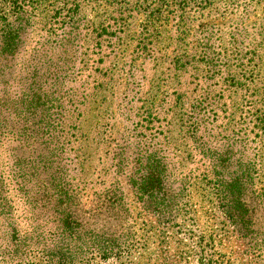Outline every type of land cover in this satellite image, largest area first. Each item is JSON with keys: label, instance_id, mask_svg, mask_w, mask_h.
Listing matches in <instances>:
<instances>
[{"label": "trees", "instance_id": "1", "mask_svg": "<svg viewBox=\"0 0 264 264\" xmlns=\"http://www.w3.org/2000/svg\"><path fill=\"white\" fill-rule=\"evenodd\" d=\"M259 7L264 0H0V150L15 146L13 172L35 179L39 212L31 238L4 247L0 237V264H220L204 255L221 244L208 238L213 213L258 264L264 18L245 21ZM122 122L132 135L116 132ZM99 148L113 171L110 189L96 193ZM171 159L181 188L201 180L213 209L192 225L199 235L169 242L164 229L194 213L172 189Z\"/></svg>", "mask_w": 264, "mask_h": 264}, {"label": "rangeland", "instance_id": "2", "mask_svg": "<svg viewBox=\"0 0 264 264\" xmlns=\"http://www.w3.org/2000/svg\"><path fill=\"white\" fill-rule=\"evenodd\" d=\"M264 9L258 8L256 13H249L248 18L245 21V25H249L252 23H256L264 18ZM239 17V16H238ZM235 17L233 22L237 21ZM82 19L85 24L88 23L92 19V13L88 10H84L82 13ZM228 18L225 19L223 23H227ZM121 129L120 134H124L126 137L132 135V130L129 129L126 123H118L117 130ZM131 145V142H130ZM132 147V146H131ZM15 148L14 145L8 147L6 145L4 148L0 150L2 156L0 157V169L5 172L3 184L0 186H4L3 190L0 193V213L6 212L3 207L8 206L9 208V220L6 221L4 216H0V237L1 245H6L4 241H11L12 239H17L19 241H23L24 239L31 238V234L34 233L36 228L38 227L39 212L36 209V192L35 190V179L30 177V175L24 174L23 178H16V173L14 170V161L12 160L11 155H13L12 150ZM6 150V151H4ZM92 150H95V146ZM72 159V158H71ZM167 174L171 176H176L177 184H174L172 189L179 190L183 189L181 192V200L184 202L190 201V206L192 208V217L189 219H181L177 222L174 227L165 228L166 232L165 238L167 241L171 240H182L187 239L189 235L197 234L199 235V231L196 230L192 225L198 224L200 218H203L210 209H213V206L209 203L208 200L205 199L203 201L200 198V189L201 186L199 183L201 180L193 177L192 179H187V185L185 188H181V176L179 169L176 165H174V161L167 162ZM69 165V164H68ZM112 163H105V167L100 165V148L98 152V158L93 161L90 165L91 172L93 174L92 182L93 184L90 186V189L93 192L100 193L103 189L109 188L112 181V171L111 167ZM69 173L73 175L74 171L71 166H69ZM102 173H107V179L101 178ZM185 174V173H184ZM179 175V177H178ZM183 187V186H182ZM126 187H124V190ZM199 190V191H198ZM178 192V191H177ZM87 204L91 205V199H88ZM190 207V208H191ZM43 220L42 218H40ZM211 221L213 224V231L209 230L208 238L213 235L221 244H218L219 249L216 251H206L204 255L207 260L212 259L215 262H219L220 264H256L255 260H252V255L248 251V248L243 244L242 241L237 239V235L235 233H226V235L220 231V227L217 223L221 222L220 215L215 213L211 216ZM172 245V244H171ZM166 246L164 247L165 250ZM195 249L200 251L199 246L197 245ZM6 250V249H5ZM264 254V253H263ZM169 263L174 262L177 254L175 253V249L172 248L167 252ZM260 261V262H259ZM257 261L258 264H264V256L261 257V260ZM179 262V261H178ZM179 264H199V260H195L192 262H182Z\"/></svg>", "mask_w": 264, "mask_h": 264}]
</instances>
